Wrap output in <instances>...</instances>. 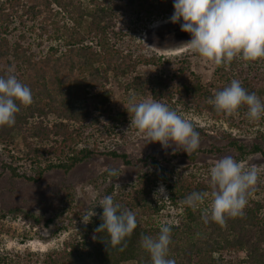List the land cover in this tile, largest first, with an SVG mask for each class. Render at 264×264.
<instances>
[{
  "label": "trees",
  "instance_id": "16d2710c",
  "mask_svg": "<svg viewBox=\"0 0 264 264\" xmlns=\"http://www.w3.org/2000/svg\"><path fill=\"white\" fill-rule=\"evenodd\" d=\"M173 12V0H89L88 7L74 0L0 2V60L4 59L7 63L6 68H0V75H6L14 65L13 73L31 89L33 100L16 114L13 126L0 127V147L5 159L1 164L2 170L13 178L36 182L46 172L60 170L67 173L95 156L109 157L126 167L137 169L132 182L117 181L118 170H115V175H110V168L91 181L96 196L84 216L92 210L97 215L87 225L78 223L61 247L42 254L0 251V264H150V257L141 248L140 240L142 236L155 237L161 225L142 226L139 216L158 217L177 207L181 208L183 223L169 224L172 242L168 254V258L174 259L176 264H203L201 259L205 257L216 264H232L233 259L224 260L223 255L233 257L236 264H264V189L261 185L255 186L242 216L228 219L224 226L205 223L200 210L194 211L182 205L181 201L193 192L210 190L208 171L196 167L177 173L153 156L132 159L118 150L136 130L129 127L132 116L128 112L129 104H123L118 110L113 108L110 83L133 74L136 66H156L164 58L141 54L130 43L122 48L113 47L105 55L98 52L92 55L96 51L81 43V30L85 29L88 37L100 43L102 37L108 36L105 35L108 29L104 18L113 21L112 34L121 38L129 36L128 31L138 26L145 29L154 21L167 20ZM16 22L20 33L18 39L10 44L7 36L18 30L13 26ZM53 25L57 26L54 36L57 39L64 37V50L52 49L43 55H35L30 45L22 42L29 33L42 37ZM68 30L72 35L68 34ZM71 37L75 40L70 41ZM100 56L98 65L85 73L86 60ZM177 64L169 76L157 78L149 88L147 98L151 95L167 106L177 104L184 110L231 124L236 117L218 115L208 103L216 92L226 86L203 83L198 75L188 71L186 59L179 60ZM253 67L254 71L256 67ZM231 76L227 79V86L236 79L247 92L258 93L254 77L244 73V68L232 70ZM139 79L138 75L132 76L131 81L119 85L129 89ZM237 117L249 122L246 107L240 109ZM259 121L264 122V115ZM13 134L20 135L24 148L22 158L7 147L14 144ZM225 138L226 147L232 149L233 158L239 162L252 154L264 157V148L259 143L248 146L229 134ZM258 138L264 140V134H259ZM197 152L220 154L222 150L211 145L187 157L193 160ZM26 168L27 172L24 171ZM159 184L166 189L168 200L154 198ZM106 195L113 196L114 203L136 215L137 228L126 239L127 246L123 251L106 245V232L98 233L96 240L92 238L103 212L98 204ZM67 198L65 205L45 221V227L57 224V230L65 229L56 220L70 210L68 204H73V193H69ZM13 213L0 210V233L5 229L3 222L13 218ZM30 217L35 222L39 221L31 214ZM213 255L218 257L212 258Z\"/></svg>",
  "mask_w": 264,
  "mask_h": 264
},
{
  "label": "rangeland",
  "instance_id": "374dc122",
  "mask_svg": "<svg viewBox=\"0 0 264 264\" xmlns=\"http://www.w3.org/2000/svg\"><path fill=\"white\" fill-rule=\"evenodd\" d=\"M74 1H79L83 7H88L89 0ZM104 20V25L108 29L105 35L108 36L102 37L100 43L97 42V39L88 37L85 29L81 30V43L92 47L96 51H93L92 55L97 52L105 55L113 47L122 48L130 43V46L133 45L141 54H153L164 58L156 66H136L133 74L111 81L109 87L113 92L112 106L115 110L120 109L123 104H129V100L132 98H135L137 102L146 99L149 88L155 84L157 78L159 76H169L178 66V61L182 59H186L188 71L198 75L203 83L210 82L216 85H223V87L228 85L227 79L232 77V70L244 68V73L248 72L249 76L251 74L254 77V85L258 89L256 95L264 103V60L248 65L234 60L227 68L210 66L201 63L198 58L194 57L190 51L182 46L183 43L191 39L189 34L181 31L180 24L183 23L182 20L177 24H172L169 19L157 20L146 26L145 29H142L141 26L131 29V31H128L129 36L121 38L112 34L113 21H109V18H104ZM13 26L18 27V23H14ZM56 27V25L48 27V33L43 34L42 37H39L38 34L29 33V35H25L22 42L29 44L31 51L35 55H43L52 49L62 51L65 49L64 37L57 39L54 36ZM19 28L7 36L10 44L18 39ZM58 34L60 33L58 32ZM68 34L72 35L70 30H68ZM117 37L120 39H117ZM73 40L75 39L71 37L70 41ZM100 58L101 56L97 59H87L83 71L86 73V71L98 65ZM253 65L256 67L254 71ZM6 67V61L4 59L0 60V68ZM14 68L13 65L12 69L14 70ZM136 75L140 77L137 84L129 89L121 87L131 81L132 76ZM119 83L123 84L120 86ZM168 107L170 109L173 108L179 115L190 120L193 124L200 135V146L197 150L216 145L221 147L222 152L220 154L197 152L195 158L191 160L187 156L191 155L192 152L189 154L184 151L177 152L174 151L173 147L165 149L159 143L146 144V141L140 138L136 132L124 144H121L118 150L125 152L132 159L153 156L163 166L166 165L169 170L180 173L196 167L209 172L212 162L225 156L233 157L232 149L226 147V134L231 135L245 145L249 146L253 143H259L264 148V140L258 138L259 134H264V122L249 121L246 123L241 118L236 117L230 124L225 120L214 119L205 114H197L187 109L184 110L183 107L177 104L174 107ZM13 137L15 138L14 144L7 147L14 155L22 158L24 156V148L20 135L13 134ZM4 160V152L0 147V210L14 212L12 214L13 218L9 217L3 222L5 229L4 232L0 233V251H7L12 254H23L27 251L42 254L51 249L61 247L63 240L72 233L76 225L83 222L88 205L96 196V190L91 181L109 168L118 170L119 177L117 181L132 182L137 172L136 168L126 167L118 160L95 156L67 173L54 170L46 172L36 182H29L21 178H13L8 172L3 171L1 164ZM240 162L245 166L256 165L261 169L255 186L261 185L262 189H264V157L260 154H252ZM24 171L27 172V168ZM160 186H163V184H159L156 190ZM69 193H73V204H68L70 210L60 220H56L57 223L61 222L62 227L65 229L57 230V224H50L45 227V221L52 217L57 209L65 205ZM180 211L181 208L177 207L176 209H169L166 214L158 217L139 216L140 224L147 227L160 226L163 223L182 225L183 219ZM30 214L39 221L35 222L30 217ZM217 257L218 255L212 256V258ZM223 259L227 261L233 259L232 264H236V260L229 255H223ZM201 261L203 264H216L209 257L202 258Z\"/></svg>",
  "mask_w": 264,
  "mask_h": 264
},
{
  "label": "clouds",
  "instance_id": "9594fccd",
  "mask_svg": "<svg viewBox=\"0 0 264 264\" xmlns=\"http://www.w3.org/2000/svg\"><path fill=\"white\" fill-rule=\"evenodd\" d=\"M173 8L169 22L183 21L181 31L191 39L182 46L201 63L227 68L234 60L245 65L264 60V0H173ZM32 102L31 89L17 79L11 68L6 75H0V127L13 126L16 114ZM208 103L224 117H237L242 107H246L250 122L259 121L264 115V103L236 79L216 92ZM128 112L132 113L129 127L146 144L159 143L165 149L173 147L174 151L187 154L200 146V135L190 120L151 95L139 102L130 99ZM260 170L256 165L245 166L232 156H225L212 162L209 168L210 190L193 192L181 203L194 211L200 210L205 223L224 226L228 219L244 214ZM108 171L115 175L114 169ZM153 195L155 199H169L163 186ZM98 206L103 212L93 240L98 238V233L106 232V245L123 251L126 239L137 228L135 213L114 203L111 195L100 199ZM95 215L92 210L84 216L83 223L87 225ZM171 231L169 224H161L155 237H141L140 246L148 253L150 264H176L168 258Z\"/></svg>",
  "mask_w": 264,
  "mask_h": 264
}]
</instances>
